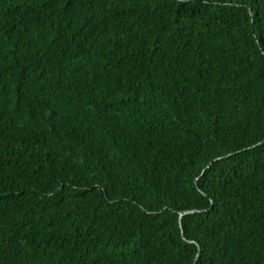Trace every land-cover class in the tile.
<instances>
[{"label":"trees","instance_id":"obj_1","mask_svg":"<svg viewBox=\"0 0 264 264\" xmlns=\"http://www.w3.org/2000/svg\"><path fill=\"white\" fill-rule=\"evenodd\" d=\"M195 262L264 264V0H0V264Z\"/></svg>","mask_w":264,"mask_h":264},{"label":"water","instance_id":"obj_2","mask_svg":"<svg viewBox=\"0 0 264 264\" xmlns=\"http://www.w3.org/2000/svg\"><path fill=\"white\" fill-rule=\"evenodd\" d=\"M195 211H197V210H195V209H192V210H186V211L182 212V214H183V213L195 212ZM198 255H199V254H198ZM198 255H197V257H198ZM195 264H196V262H195Z\"/></svg>","mask_w":264,"mask_h":264}]
</instances>
